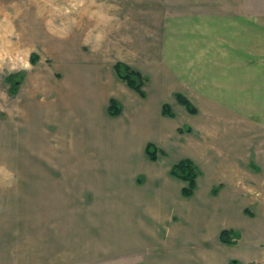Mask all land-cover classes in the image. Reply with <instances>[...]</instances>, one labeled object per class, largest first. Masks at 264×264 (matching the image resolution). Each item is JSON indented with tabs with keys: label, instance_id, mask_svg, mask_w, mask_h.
Segmentation results:
<instances>
[{
	"label": "rangeland",
	"instance_id": "rangeland-1",
	"mask_svg": "<svg viewBox=\"0 0 264 264\" xmlns=\"http://www.w3.org/2000/svg\"><path fill=\"white\" fill-rule=\"evenodd\" d=\"M79 1L84 6L85 0ZM92 1L97 2L94 8H98L99 20L98 25L92 28V36L79 35L81 29L77 25L80 24L73 21L71 33L75 34L66 38L68 52L61 55L54 46L59 45V38L50 36L52 32L49 31L44 36L39 31L41 21L30 23L35 28L29 30L28 37H22L23 41L18 40L17 23L23 21L18 26L21 25V31L27 32L28 14H57L67 6L69 14L68 9L73 7L75 0H0V127L9 132L15 115L25 112V104L30 100L42 101L45 97L52 100L48 103L52 107L45 125L53 131H49V134L44 131L41 142L46 141L48 136L50 141L57 144L59 141L66 146L77 142L82 146L98 143L99 149L104 147L105 152L110 150L115 158L123 159L129 155L121 154L125 151L122 146L117 151L119 140L115 132L126 127L125 131L129 133L123 135V141L129 145L132 161L137 159L138 163L132 171L133 175L139 174L142 182L150 173L163 174L170 183L169 187L179 190L181 182L168 175V168L173 160L190 157L201 171L195 189L197 198L190 204L196 208L194 220L198 218L201 221L204 213L227 205L232 209L228 211V220L237 219L240 215L249 220L253 227L257 224V241L260 248H264V119H241L237 116V0H131L136 5H131L130 12L125 15L119 12L121 6L116 7L120 16L115 15L116 10L110 0ZM242 1L243 13L252 12L255 3V10L264 12V0H248L252 5L247 0ZM57 24L58 21L52 22V26ZM62 24V30H65L69 22ZM32 53L35 54L34 61H31ZM69 56L85 66L83 76L91 79L93 88H88L93 91V101L102 113L109 96H114L120 102L121 113L111 119L108 129L103 119L100 121L97 117L75 115L84 113L86 105H81V97L74 99L69 86L63 89L68 97L62 95V104L78 108V111L63 107L54 109L59 102L55 83L64 77L60 59ZM119 59L147 77L145 100L138 95H133L134 99L130 100L129 91L113 75L112 63ZM9 73H17L20 79L18 91L14 94L9 92L8 83L4 80ZM176 91L189 98L196 107L195 113H188L175 101L173 94ZM162 101L169 103L173 117L160 114ZM254 102L250 98L246 106L251 107ZM18 104L22 105L21 109ZM141 104L150 109L152 107L154 113L151 114L153 111L149 112L150 109L145 110ZM242 104L245 107V102L239 106ZM35 114L22 117L13 126V162L11 165L8 162L0 165L4 172H10V181H15V185L22 175L27 174L23 161L29 159L28 144L38 140L35 127L44 114ZM53 114H56V122ZM103 116L108 119L105 114ZM185 126L190 130H186ZM150 128L155 133H161L160 138L153 137L151 140L163 149L154 163L145 161L144 155L143 160H139L143 146L150 138L146 134ZM57 129L59 133L55 135ZM7 134H1L0 138L4 141ZM2 144L0 147H5L4 142ZM1 153L5 151L1 150ZM240 182L249 189L245 202L240 199V195L244 194L239 195L235 190V184ZM42 232L43 226L35 231L34 239L29 243L33 253H43ZM24 234L23 230L22 237ZM4 237L8 236L4 233ZM1 244L0 240V247ZM146 252V249H138L129 256L142 257ZM17 258V264H45L43 257L32 263L24 257Z\"/></svg>",
	"mask_w": 264,
	"mask_h": 264
},
{
	"label": "crops",
	"instance_id": "crops-1",
	"mask_svg": "<svg viewBox=\"0 0 264 264\" xmlns=\"http://www.w3.org/2000/svg\"><path fill=\"white\" fill-rule=\"evenodd\" d=\"M79 2L75 0L73 7L68 9L69 14L68 6L60 9L57 14L54 12L43 16L28 14L27 32L21 31V25L18 26L23 21L17 23L18 40L23 41L22 37H28L29 30L35 28L30 24L32 21H41L39 31L44 34L49 31L52 32L50 36L58 37L59 45L54 46L57 47L58 54L66 55L68 52L66 38L75 34L71 33L73 21L80 24L77 25V28L81 29L78 34L86 37L92 36V28L99 23L96 12L98 8H94L97 2L85 0L84 6ZM134 2L110 0V4L115 7L116 16H120L116 7L121 6L119 12L125 15L126 12H130L131 5H136ZM243 4L242 0H237L235 22L237 116L241 119L244 117L264 119V12L256 11L255 3L252 12L243 13ZM57 21L59 24L52 26V22ZM67 22L68 28L62 30V23ZM114 62L111 66L113 75L129 91L130 100L134 99L133 95L145 100L146 91L142 97L116 76ZM124 62L132 67L128 62ZM60 67L64 77L55 83L59 102L54 109L63 107L78 111V108L62 104L63 98L68 97L63 89L65 87L66 90L69 86L68 90L71 88L74 99L81 97V105H86L84 113L74 112L75 115L105 120L108 129L111 119L121 113L120 102L114 96H109L105 111L102 113L100 107L93 101V91L88 88L93 86L91 79L86 77L87 75L83 76L85 66L69 56L60 59ZM111 97L120 105V112L117 115L108 113V102ZM250 98L255 102L251 107H247L246 103ZM51 101L45 97L42 101L30 100V103L23 106L25 112L14 117L13 126L28 114L31 116L35 112L34 116L44 114L35 127L38 140L28 144L29 159L23 161L24 172L27 174L22 175L19 183L15 185V181L12 183L10 181V172L0 169L1 264L14 262L17 264L18 256L24 257L30 263L43 257L45 264H264V248H260L257 241L259 232L257 224L253 227L249 220L240 215L237 219L228 220V211H232L231 207L226 205L219 210L204 213L201 221L197 217V220H194L196 208L190 204L197 195L195 190L191 196L181 194L184 182L170 173L171 165L176 161L170 162L168 175L181 182L179 190L170 188V183L163 174L150 173L142 182L139 174L133 175L137 159L132 161L129 145L123 141V135L129 133L125 131L126 127L115 132L119 140L116 144L119 146L117 151L122 146L125 151L121 154L129 155L125 159L115 158L113 152L110 150L105 152L104 147L99 149L98 143L82 146L77 142L66 146L61 145L59 141L58 144L50 141L51 138L48 136L46 141L41 142L44 131L45 134L53 131L45 125L50 117L48 112L52 106L48 103ZM243 102L245 107L243 104L239 106ZM163 103L167 102H161L159 112L162 116L170 117L162 113ZM141 105L149 111L148 106ZM18 108L21 109L22 105L18 104ZM149 112L154 113L152 107ZM104 114L108 119H105ZM55 115L53 114L52 118H55ZM53 120L57 121L56 118ZM13 126L9 132L0 127V135L8 133L4 141L0 138V145H3L2 142L5 144V147H0V165L5 162L11 165L13 162L11 149L14 138ZM58 133L57 129L55 135ZM146 134H149L150 138L143 146L139 160L141 158L142 161L144 155L145 161L154 163L158 154L162 152L157 154L155 160H150L145 148L148 142L157 146L151 139L160 138L161 133H155L150 128ZM1 150L5 153H1ZM68 150L72 152L68 153ZM114 183L117 185L114 186ZM107 187L109 188L106 189ZM235 190L239 195L244 194L240 195L241 202L248 200L249 189L244 188L242 182L235 184ZM198 200L202 202L201 198ZM42 226L43 253H33L29 243L33 241L35 231ZM223 228L237 231V240L231 243L221 242L218 234ZM23 230L25 234L22 237ZM4 233L8 237L3 239ZM138 249H146L147 252L142 257L129 256ZM232 260L235 262L230 263Z\"/></svg>",
	"mask_w": 264,
	"mask_h": 264
},
{
	"label": "trees",
	"instance_id": "trees-1",
	"mask_svg": "<svg viewBox=\"0 0 264 264\" xmlns=\"http://www.w3.org/2000/svg\"><path fill=\"white\" fill-rule=\"evenodd\" d=\"M34 60L35 54L32 53L31 61ZM113 69L116 76L120 80H122L128 87L136 91L140 96H145L144 84L147 80L146 76L142 75L141 72L121 60H117L114 62ZM4 80L8 83L9 92L12 94L16 93L18 83L20 82L19 77H17V73H9L4 77ZM173 96L175 101L182 105L188 113L193 114L196 112V107L182 92L176 91L174 92ZM119 112L120 105L118 104L116 99L111 97L108 102V113L110 115H117ZM162 113L170 117H173L174 115L168 103H163ZM185 129L190 130L188 126H185ZM178 130L180 131V129ZM145 151L147 157L150 160H155L159 152L163 153V150L152 142H148L146 144ZM170 173L184 182V185L181 187V194L183 196H191L194 193V190L197 187V178L200 175L201 171L192 159L188 157L178 159L171 165ZM237 236L238 232L230 228H223L218 234L219 240L223 243L235 242L237 240ZM233 262L235 261L232 260L230 263Z\"/></svg>",
	"mask_w": 264,
	"mask_h": 264
}]
</instances>
